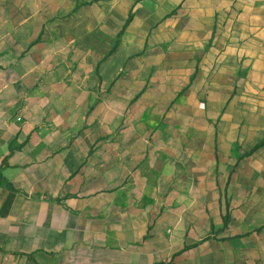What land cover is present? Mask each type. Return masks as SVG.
Listing matches in <instances>:
<instances>
[{
	"label": "crops",
	"instance_id": "1",
	"mask_svg": "<svg viewBox=\"0 0 264 264\" xmlns=\"http://www.w3.org/2000/svg\"><path fill=\"white\" fill-rule=\"evenodd\" d=\"M0 264H264V0H0Z\"/></svg>",
	"mask_w": 264,
	"mask_h": 264
}]
</instances>
